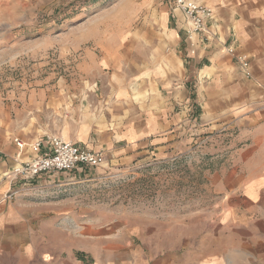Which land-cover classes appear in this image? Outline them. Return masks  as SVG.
Returning a JSON list of instances; mask_svg holds the SVG:
<instances>
[{"label":"crops","instance_id":"0c3cea01","mask_svg":"<svg viewBox=\"0 0 264 264\" xmlns=\"http://www.w3.org/2000/svg\"><path fill=\"white\" fill-rule=\"evenodd\" d=\"M167 1L174 22L163 16L170 40L163 39L159 49L162 71L135 61V86L119 96L94 86L80 87L79 98L69 91L59 102H78L82 113L78 119L62 110L63 125L74 132L59 134L128 166L177 157L189 143L194 151L223 156L207 176L214 198L198 220L201 227L185 245L163 241L157 247L129 216L77 213L25 198L23 186L31 182L12 181L9 174L36 151L27 147L20 155L15 139L30 143L58 133H29L42 127L39 113L25 121L23 111L2 101L0 264H264V0H196L214 10V19L206 36L197 35L195 53L187 18ZM231 44L235 53L227 51ZM238 54L248 62L249 76ZM46 93L35 98V106L46 108L48 119L57 99ZM103 103L110 105L98 110ZM92 106L97 110L87 111Z\"/></svg>","mask_w":264,"mask_h":264},{"label":"rangeland","instance_id":"374dc122","mask_svg":"<svg viewBox=\"0 0 264 264\" xmlns=\"http://www.w3.org/2000/svg\"><path fill=\"white\" fill-rule=\"evenodd\" d=\"M164 15L174 22L167 0H0V102L23 111L25 121L39 113L42 127L29 133L74 132L63 125L62 110L79 119L82 107L58 99L72 93L79 98L85 86L99 92L111 88L119 96L121 89L135 86V61L150 62L161 72L159 49L169 39ZM43 91L57 99L48 119L46 108L35 106ZM92 109L97 110L87 111ZM188 146L170 159L128 166L109 158L99 167L44 174L24 185L22 195L77 213L129 216L142 225L150 244L185 245L214 198L207 176L223 160Z\"/></svg>","mask_w":264,"mask_h":264},{"label":"built area","instance_id":"2783aa9c","mask_svg":"<svg viewBox=\"0 0 264 264\" xmlns=\"http://www.w3.org/2000/svg\"><path fill=\"white\" fill-rule=\"evenodd\" d=\"M180 9L190 25L187 35L191 53H195L198 43L197 35L208 32V24L214 19V10L196 0H170ZM205 37L199 39L204 42ZM233 44L227 51L235 53ZM237 61L243 72L249 76L248 62L244 55L238 54ZM15 142L20 150V155L25 148L31 147L36 151L32 158L16 164L9 176L12 181H22L23 184L48 173L70 172L83 167H99L106 163L107 156L104 150H94L79 142L63 138L59 134L45 135L40 139L27 143L18 138ZM15 193V192H14ZM12 194L7 197H11Z\"/></svg>","mask_w":264,"mask_h":264}]
</instances>
